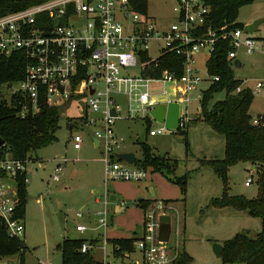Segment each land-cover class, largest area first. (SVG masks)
<instances>
[{
  "label": "built area",
  "instance_id": "obj_1",
  "mask_svg": "<svg viewBox=\"0 0 264 264\" xmlns=\"http://www.w3.org/2000/svg\"><path fill=\"white\" fill-rule=\"evenodd\" d=\"M135 1L44 0L0 16V59L14 54L23 59L21 79L2 84L0 98L11 104L13 96L22 97L18 111L21 117L28 113L37 115L41 99L58 112V107L69 97L71 103L78 99L83 111L78 127L88 131L90 141L91 137L98 141L97 147L104 154L105 177L110 181L138 182L146 177V170L139 164L115 158L122 139L113 127L122 119H151L150 112L158 105L150 96L151 85L168 83L173 95L181 96L170 102L179 104L178 129H185L190 119L182 105L189 102L188 95L196 93L200 100L203 93L198 91L205 78L195 65L198 54L206 51L209 57L216 42L224 37L230 46L227 60L232 70L236 60L240 63L237 70L244 67L238 58L239 50L244 55L260 52L264 56V35L257 37L245 33L243 28L228 31L224 28L220 37L216 36L209 26L208 0H172L170 22L139 11ZM152 52L156 57H152ZM165 54H172L180 61L170 62L169 69L157 74L156 60ZM207 78L210 83L218 80L208 75ZM243 89H249L252 94L264 91V77L256 81L253 89L241 84L234 93ZM111 110L115 116L110 114ZM251 124L264 130L263 115L251 117ZM164 130V127L150 129L147 134L155 137ZM72 141L79 145L83 137L78 133ZM28 161L21 162L10 155L0 159V222L10 237L21 238L25 231L23 218L16 216L19 203L16 178L26 174ZM261 175H264V160L252 166L244 187L257 186ZM53 180L58 181V177L54 176ZM24 182L27 183L26 178ZM164 206L159 204L156 211L143 212L140 235L134 243L142 255V264H177L180 239L170 243L173 209L166 211L168 215L163 212L168 205ZM107 215L99 220L103 231L108 225ZM163 215L171 219L167 243L158 240L159 217ZM179 223L180 217V232ZM75 230L82 234L86 227L77 225ZM94 248L95 245L85 243L80 251L86 253ZM0 261L12 264L5 259Z\"/></svg>",
  "mask_w": 264,
  "mask_h": 264
},
{
  "label": "rangeland",
  "instance_id": "obj_2",
  "mask_svg": "<svg viewBox=\"0 0 264 264\" xmlns=\"http://www.w3.org/2000/svg\"><path fill=\"white\" fill-rule=\"evenodd\" d=\"M172 7V0H147L146 13L156 20L170 22L173 18ZM262 18L264 0H255L239 10L237 22L245 26ZM252 34L262 37L264 24ZM151 55L156 57L154 52ZM238 58L244 67L240 70L233 68L234 77L241 80L243 86L253 89L256 81L264 77V56L260 52L244 55L239 50ZM207 59L206 51L198 54L195 59L200 75L205 77L198 91L207 90L211 84L206 74ZM149 93L158 104L167 100L176 101L181 97L173 95L172 86L168 83L151 85ZM4 96L8 98L7 95ZM200 96L199 100L196 93L188 95L189 102L182 105L190 122L179 132L164 130L155 137H150L147 134L150 129L164 127L152 119H122L116 121L113 127L122 139L120 149L115 152L133 153L135 164L141 166L142 163L141 144L148 146L156 157L176 161L175 177L187 174L185 195L177 184L147 167L144 168L146 177L143 181L106 180L102 149L93 146L85 128L78 127V118L83 113L78 99H74L65 113H59L56 141L28 153L27 203L23 219L25 231L21 236L26 247L24 264H61L56 245L64 238L92 240L97 244L102 243L104 238L110 240L132 237L133 231L142 222L143 210L138 202L144 198L155 199L150 200L154 202L147 207V210L155 211L159 204L164 206V200L177 201L176 204H169L163 212L168 214L166 211L173 209V212H170L173 213L170 243L180 239L178 250H185L193 259L191 264H222L221 259H217L212 253L214 243L221 244L238 233L255 236L261 230L258 218L250 217L245 211L209 206L212 199L221 197L223 185L209 167L201 165L200 160L223 159L224 139L201 120L200 101L203 95ZM253 96L249 115L253 118L259 114L264 117V91L254 93ZM224 97V92L215 94L208 104V109L214 103L224 100ZM185 131L187 151L182 134ZM78 133L82 135L83 142L76 145L72 137ZM251 168L250 164L242 162L229 168V196L256 198L259 192L256 185L244 187V181ZM57 169L60 170L59 173L56 172ZM54 176L58 177V181L53 180ZM110 195H114L116 200L110 201ZM182 198L185 199L184 204L181 202ZM105 214H108V225L103 231L99 220L104 218ZM77 225H84L86 231L82 234L76 232ZM104 247V253L108 256L103 257L102 250L91 249L93 258L103 264H121L120 260L111 255V245L107 243ZM3 259L12 264L19 262L18 255ZM123 262L142 264V255L134 246L133 252L126 256Z\"/></svg>",
  "mask_w": 264,
  "mask_h": 264
},
{
  "label": "trees",
  "instance_id": "obj_3",
  "mask_svg": "<svg viewBox=\"0 0 264 264\" xmlns=\"http://www.w3.org/2000/svg\"><path fill=\"white\" fill-rule=\"evenodd\" d=\"M44 0H0V16L13 11H18ZM255 0H208L210 5L211 30L220 37L222 29L226 31L235 28H243L237 22L239 10L250 5ZM135 5L141 12H146L147 0H136ZM230 50L226 38L220 37L214 46V50L206 61V72L212 81L209 88L203 91L200 101L201 120L215 133L224 139V157L221 160H200L202 166L209 167L223 185L220 198L212 199L209 206L213 208H232L245 211L250 217L258 218L261 222V230L253 237L245 233H238L233 238L221 243L222 264H264V175L258 179V195L254 199H246L242 196H229L228 171L238 163H248L257 166L264 160L263 140L264 130L251 124L249 108L253 101V94L249 89H243L234 93L242 81L234 77L230 62L227 60V52ZM180 61L172 54H165L156 60L157 74L169 69V63ZM168 63V64H167ZM23 59L18 54L0 59V86L8 81H18L22 77ZM157 74L155 76H157ZM154 76V74H153ZM224 92V100L218 101L208 109V104L217 93ZM22 97L15 95L11 104L0 98V159L6 155L25 162L29 160L28 153L32 150L46 147L56 141L55 133L58 128L59 112L53 107H47L44 99L39 102L37 115L28 113L25 117L18 115L19 104ZM148 121V120H147ZM196 121V120H194ZM149 128V127H147ZM180 129H178V132ZM148 133V132H147ZM187 151V132L182 133ZM143 168H150L177 184L183 195L187 185V174L175 177L176 161L154 156L149 147L141 144ZM173 176V178L171 177ZM26 174L18 175L17 195L18 207L16 216L24 218L27 203ZM154 201L140 200L138 205L144 211ZM177 201L164 200L163 205L176 204ZM181 202L184 204L185 199ZM137 239L118 238L107 240L112 247V256L120 260L121 264L130 253L133 252L134 243ZM96 245V242L86 241L80 238H64L56 245V250L61 256V264H103L93 258L91 251L82 253L81 246L85 243ZM25 244L21 238L10 237L4 224L0 222V259L18 255L19 264H24ZM193 259L185 252L179 251L177 264H191Z\"/></svg>",
  "mask_w": 264,
  "mask_h": 264
},
{
  "label": "water",
  "instance_id": "obj_4",
  "mask_svg": "<svg viewBox=\"0 0 264 264\" xmlns=\"http://www.w3.org/2000/svg\"><path fill=\"white\" fill-rule=\"evenodd\" d=\"M264 24V18L258 19L249 25H245L243 30L245 33H254L260 25ZM235 68L240 67L239 61L234 62ZM71 97H69L62 105L58 107L60 113H65L71 105ZM110 114L115 116V112L111 110ZM150 117L153 121L163 124L166 130L176 131L179 128V104L175 102H165L158 104L151 112ZM91 141L94 147L98 146V141L91 137ZM2 141L0 140V146ZM115 158L118 161H125L129 164H133L135 161V155L133 153H118L115 155ZM110 201H115L116 197L110 195ZM141 200V199H140ZM139 200V201H140ZM170 217L163 215L159 217V231H158V240L162 243H167L170 236ZM223 251V247L220 244L214 243L212 245V253L217 259H220ZM145 264H149L146 262Z\"/></svg>",
  "mask_w": 264,
  "mask_h": 264
},
{
  "label": "crops",
  "instance_id": "obj_5",
  "mask_svg": "<svg viewBox=\"0 0 264 264\" xmlns=\"http://www.w3.org/2000/svg\"><path fill=\"white\" fill-rule=\"evenodd\" d=\"M168 101H172V100H167V101H165V102H168ZM165 102H163V103H165ZM145 199V198H144ZM142 200V199H141ZM145 200H155L154 198H152V199H149V198H146ZM97 202V201H96ZM24 219V218H23ZM142 223V222H141ZM140 230H141V224L139 225V226H137V228L133 231V235L132 236H134L136 239L139 237V235H140ZM105 231V230H104ZM121 238V237H120ZM122 238H131V237H122ZM106 240V244H107V240H109L108 238H105ZM114 239V238H113ZM115 239H118V238H115ZM221 245V244H220ZM94 249H99L100 251L102 250L103 251V254L102 255H104L103 257H105V256H108L106 253H104V251H105V247H103L102 246V243H97L96 245H95V248ZM94 249H92V250H94ZM110 252H111V255H112V248H111V250H110ZM106 254V255H105ZM96 260V259H95ZM97 261H100V260H97ZM106 264H109V262H107Z\"/></svg>",
  "mask_w": 264,
  "mask_h": 264
}]
</instances>
